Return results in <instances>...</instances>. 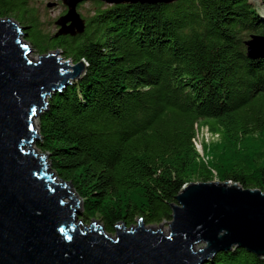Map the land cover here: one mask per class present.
<instances>
[{
    "label": "trees",
    "instance_id": "trees-1",
    "mask_svg": "<svg viewBox=\"0 0 264 264\" xmlns=\"http://www.w3.org/2000/svg\"><path fill=\"white\" fill-rule=\"evenodd\" d=\"M259 1L262 11L249 0H92L82 33L55 36L41 30L30 0H0V18L15 20L38 55L59 50L86 62L47 98L35 143L80 197L79 220H98L112 235L119 222L170 221L190 181L264 188V55L250 59L244 45L264 36ZM203 127L215 136L206 158L194 141ZM201 264L264 258L234 247Z\"/></svg>",
    "mask_w": 264,
    "mask_h": 264
},
{
    "label": "water",
    "instance_id": "water-1",
    "mask_svg": "<svg viewBox=\"0 0 264 264\" xmlns=\"http://www.w3.org/2000/svg\"><path fill=\"white\" fill-rule=\"evenodd\" d=\"M60 1L66 11L54 21L55 36L82 33L85 19L77 7L92 0ZM22 29L0 18V264H201L234 247L264 258V188L236 182L185 183L171 205L166 233L141 218L128 227L117 223L114 238L97 221L77 222L80 197L50 171L47 154L36 153L32 143L40 138L34 119L47 98L80 78L86 62L71 64L59 50L31 58L34 50L22 40ZM244 45L250 59L263 57V35L251 34Z\"/></svg>",
    "mask_w": 264,
    "mask_h": 264
},
{
    "label": "rangeland",
    "instance_id": "rangeland-1",
    "mask_svg": "<svg viewBox=\"0 0 264 264\" xmlns=\"http://www.w3.org/2000/svg\"><path fill=\"white\" fill-rule=\"evenodd\" d=\"M249 1H251L258 8L259 11H262L263 8H262V5H261L259 0H249ZM30 2L34 7L37 8L38 17H39V20L42 24L41 30L44 33H54L57 30V27L54 25V21L59 16H61L65 13V11H66L65 6L62 5L60 0H30ZM92 10H93V4L91 3V1H85L80 6L78 5V7H77V11H78V13H80V15L82 17H88L92 13ZM23 31L24 30L22 29L21 32L23 33ZM21 38H22V40L28 42L26 40V37L24 34L22 35ZM29 47L31 48L30 44H29ZM30 57L33 59H37L38 53L33 51V53L30 54ZM71 64H72V62H71ZM34 125L37 128V118L34 119ZM213 140H215V136L210 135L208 130L205 127H203L195 137L194 141H195L196 148L198 149V151L201 155H204L205 158H206V156L204 153V147H205V145H208ZM36 141L37 140L33 141L32 148L35 150L36 153H38L40 155L42 152L39 151L37 149V147L35 146ZM47 161H48V157H47ZM50 171H51V169H50ZM213 174H215V173L213 172ZM56 180H58V179H56ZM194 181H199V180H194ZM80 203H82L81 199H80ZM80 207H81V205H80ZM95 221H97V223L99 225H101V223L95 219L90 220L86 224L79 219L77 220V222H81L84 226H89V224L91 222H95ZM81 223H80V227H83V225ZM136 224H137V220L134 223V225H136ZM168 224H169V221H163L159 224H150V225H146V226L150 227L152 229H156V228L161 227L162 231L164 233H166L168 231ZM109 235H111V234H109ZM114 235L115 234L113 233L111 235V237L114 238Z\"/></svg>",
    "mask_w": 264,
    "mask_h": 264
},
{
    "label": "bare ground",
    "instance_id": "bare-ground-1",
    "mask_svg": "<svg viewBox=\"0 0 264 264\" xmlns=\"http://www.w3.org/2000/svg\"><path fill=\"white\" fill-rule=\"evenodd\" d=\"M73 191V190H72ZM80 200V199H79ZM80 205H81V203H80Z\"/></svg>",
    "mask_w": 264,
    "mask_h": 264
}]
</instances>
